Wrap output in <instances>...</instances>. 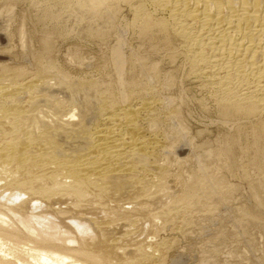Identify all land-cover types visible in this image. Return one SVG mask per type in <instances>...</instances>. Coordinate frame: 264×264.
<instances>
[{
  "label": "bare ground",
  "instance_id": "obj_1",
  "mask_svg": "<svg viewBox=\"0 0 264 264\" xmlns=\"http://www.w3.org/2000/svg\"><path fill=\"white\" fill-rule=\"evenodd\" d=\"M36 1L64 10L67 38L114 37L119 45L129 30L177 46L220 114L254 123L264 172V0ZM123 9L130 19L121 25ZM52 34L32 55L35 72L0 67V264H165L167 240H137L134 230L120 225H161L184 237L195 215L218 209L217 195L229 190L224 177L203 161L184 194L168 193V167L157 157L175 147L159 133L160 117L178 113L171 99L155 96L156 69L147 85L132 89L129 83L127 101L119 102L106 85L101 90L102 83L58 68ZM220 153L223 162L231 145ZM251 193L256 208L236 216L238 235L249 222L264 231V203L257 188ZM219 248H202L203 264ZM173 264H186V258Z\"/></svg>",
  "mask_w": 264,
  "mask_h": 264
},
{
  "label": "rangeland",
  "instance_id": "obj_2",
  "mask_svg": "<svg viewBox=\"0 0 264 264\" xmlns=\"http://www.w3.org/2000/svg\"><path fill=\"white\" fill-rule=\"evenodd\" d=\"M122 11L118 23L121 25L130 19L127 10ZM63 14V9L50 3L0 0V30L5 32L0 31V67L35 72L36 62L32 55L38 52L41 40L53 31L50 37L54 50L52 59L58 68L70 77L92 78L102 83L101 90L111 88L119 102L127 101L129 83L132 89L150 83L147 77L155 68L151 81L155 96L171 99V107L178 113L173 119L160 117L159 133L169 136L170 144L175 147L172 152L157 157L158 165L168 167L166 191L184 194L186 185L198 173L199 163L203 161L211 164L214 173L224 177L229 188L217 195L220 205L212 215H195L194 228L184 237L172 228L162 229L161 225L158 230L149 225L141 230L140 225L128 224V227L127 223L119 228L125 225L122 231L134 230L137 234H133V238L150 244L167 240L169 247L163 250L165 264H173L182 256L186 264H203V252L199 251L215 243L220 244V248L209 264H264L263 229L249 222L243 234L238 235L233 225L240 213L256 208L257 202L251 197L252 188H257L259 201L264 203V172L257 163L258 152L252 136L254 123L223 117L208 89L189 74L190 68L177 46L170 49L158 38L143 39L129 30L119 45L115 44L114 37L104 40L67 38ZM23 53L29 54L22 58ZM172 53L176 55L173 58ZM116 57L121 67H116ZM177 129L182 132L176 134ZM227 145H231L232 154L223 158V164L219 156ZM219 163L226 169H221ZM161 199L166 201L164 196Z\"/></svg>",
  "mask_w": 264,
  "mask_h": 264
}]
</instances>
